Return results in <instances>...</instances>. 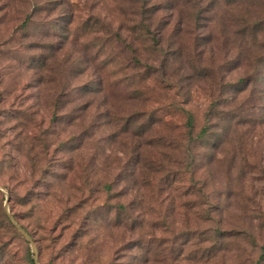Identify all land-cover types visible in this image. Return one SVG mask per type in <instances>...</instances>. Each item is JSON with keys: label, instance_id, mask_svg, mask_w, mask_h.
I'll use <instances>...</instances> for the list:
<instances>
[{"label": "rangeland", "instance_id": "374dc122", "mask_svg": "<svg viewBox=\"0 0 264 264\" xmlns=\"http://www.w3.org/2000/svg\"><path fill=\"white\" fill-rule=\"evenodd\" d=\"M169 1L179 19L159 14L169 23L159 45L179 55L138 98L121 46L93 32L98 24L80 28L98 17L128 41L130 0H0V264H264V229L253 218L264 211V66L252 65L264 55V0ZM251 24L256 40L240 34ZM133 46L144 61L163 59L149 43ZM256 72L248 101L262 106L246 145L236 136L195 170L175 149L182 118L169 104L188 98L202 110L223 82ZM150 108L164 121L141 136L127 130L131 112ZM200 125L197 117L194 133ZM168 173L176 178L165 187ZM118 204L144 219L141 240L157 239L149 251L129 245L138 229L114 224ZM209 216L248 227L253 239L211 248Z\"/></svg>", "mask_w": 264, "mask_h": 264}, {"label": "trees", "instance_id": "16d2710c", "mask_svg": "<svg viewBox=\"0 0 264 264\" xmlns=\"http://www.w3.org/2000/svg\"><path fill=\"white\" fill-rule=\"evenodd\" d=\"M214 1H212V3H214ZM224 1L228 2L229 0ZM177 4L178 2L169 0L168 3L162 0H130L129 9H122L124 19L126 17L127 20L132 22H130L129 27L126 28L130 34L128 35V41L120 35L119 29H110L98 17L92 21L86 19L81 24L80 28L83 31H87L89 27L92 28L93 25L98 24L99 26L96 30L93 29V32L96 31L108 34L110 43L119 44L121 46L123 53H125V55L120 57L122 62L126 64V67H129L131 70H136L137 72L134 75L127 76L126 79L131 85H133L132 82H134L135 79H138V82L132 88V93L138 98L142 96V89L148 86V84L153 83L155 86L159 85V77L163 76L160 68L164 67V62H172L173 59H171L170 55L174 54V58H176L175 54L179 55L177 51H171V53H168L161 47V45H159L162 31L164 27L169 24L167 22L163 23L159 14L164 10L169 9L171 10L169 15L173 18L177 15L174 19H179V15L176 12L178 9ZM33 16V13L26 16V20L22 23V26H24L25 29H29ZM127 16H132V19ZM195 16L197 17V14ZM256 26L257 25L254 24L247 25L240 31V34L243 36H250L252 40H256ZM135 40L142 42V44L149 43L151 44L153 51H158L159 54L162 53L163 59L160 64L155 65L153 61L151 63L144 61L140 55L141 51L133 46ZM252 65H254V67L262 68L264 66V55L257 56L254 59V63L252 62ZM156 74H158V77ZM258 74L259 73L256 72L255 75H244L235 81L223 82L218 89V96L214 94L207 96L206 104L202 110L192 105L191 100L188 98L176 100L169 104L173 109V115L182 118V121L177 127L179 139L176 141L175 149L177 150L179 157H181V154L186 153L187 158H189L188 164H190L192 168H195L196 170V167L199 165L202 166L203 163L206 164L214 161L218 149L230 142L236 136L240 146L246 145L247 140L249 139L250 129L254 128V123H256V119H253V115H255L256 112H259L258 109L262 106L260 103H249L248 101V96L255 91L254 87L251 86L253 81L257 80L254 78ZM239 98H241V101H238ZM259 99H261V97H259ZM163 110L164 108H162V111ZM197 117L201 119V125L199 126L198 131L194 133ZM125 120L126 124L129 126L127 130L131 131L133 134L141 136L145 135L146 131L152 129L154 122H163L164 117L158 115L156 109L150 108L146 111H133ZM239 135L243 136L242 140L239 139ZM138 156V163L143 161L141 167H145L144 159L146 157L143 159L140 153ZM175 176V173L173 175L168 173L164 176L161 182L165 187L170 186L171 182L175 180ZM104 188L107 192L111 191V184H105ZM188 191L189 188L185 192L188 193ZM157 192L159 191L157 190ZM156 200L158 201L157 198ZM113 211H115L116 214L114 224H118L120 227H126V231L135 232V230L138 229V238H135L134 241L129 244L131 245V248L135 249L137 252L143 249L145 252L149 251L150 244H153L157 239L153 237L149 241L141 240L143 234V229L141 227L143 226L144 219L139 220L132 215L125 213V206L123 204L115 205ZM123 215H126L125 222L120 221L119 219L120 216ZM253 218H255L264 229V211L260 208L257 209V215ZM3 219H7L5 215H3ZM207 219L214 224L209 230L210 235L208 239L204 240L212 241L211 248H214L216 242L220 239L239 237L253 239V235L248 227H242L240 230L227 229L221 226V219H213L210 216ZM198 243H200V240L197 241L196 239V244ZM137 252L134 254L129 253L128 257L139 259L141 256L138 255ZM259 259H264V244L260 247ZM30 262L32 264V259H30Z\"/></svg>", "mask_w": 264, "mask_h": 264}, {"label": "water", "instance_id": "95a60500", "mask_svg": "<svg viewBox=\"0 0 264 264\" xmlns=\"http://www.w3.org/2000/svg\"><path fill=\"white\" fill-rule=\"evenodd\" d=\"M9 217H10L11 221L14 223V225H15V226L19 229V231L23 234V236H24L26 239L29 240V237H28V235L25 233V231H24L19 225H17V224L12 220L11 216H9ZM34 261H35V263H36V256H35V258H34Z\"/></svg>", "mask_w": 264, "mask_h": 264}]
</instances>
